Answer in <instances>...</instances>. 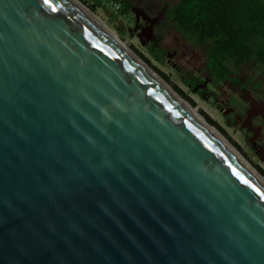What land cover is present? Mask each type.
Segmentation results:
<instances>
[{
  "label": "water",
  "instance_id": "water-1",
  "mask_svg": "<svg viewBox=\"0 0 264 264\" xmlns=\"http://www.w3.org/2000/svg\"><path fill=\"white\" fill-rule=\"evenodd\" d=\"M0 264H264V187L71 0H0Z\"/></svg>",
  "mask_w": 264,
  "mask_h": 264
},
{
  "label": "flooded vegetation",
  "instance_id": "flooded-vegetation-1",
  "mask_svg": "<svg viewBox=\"0 0 264 264\" xmlns=\"http://www.w3.org/2000/svg\"><path fill=\"white\" fill-rule=\"evenodd\" d=\"M120 1L128 7L132 38L139 36L150 54L159 52L168 62L181 57L190 78L187 82L194 84L201 98L213 104L227 126L243 133L248 149L264 162V66L253 61L227 60L212 69L205 45L176 30L171 13L175 0ZM172 64L183 70L173 61Z\"/></svg>",
  "mask_w": 264,
  "mask_h": 264
},
{
  "label": "trees",
  "instance_id": "trees-1",
  "mask_svg": "<svg viewBox=\"0 0 264 264\" xmlns=\"http://www.w3.org/2000/svg\"><path fill=\"white\" fill-rule=\"evenodd\" d=\"M114 1L121 5L118 16L127 17L128 7L122 5L120 0ZM80 3L92 13L104 7L97 0H81ZM171 13L180 34L205 45V53L212 69L217 63L227 60L253 61L264 66V0H177ZM134 52L148 63L135 50ZM151 55L158 61H163L161 53L154 51ZM161 77L169 83L167 77ZM186 84L194 89V84ZM169 85L189 101L175 86ZM197 94L201 96L200 92ZM203 116L222 133L216 123L206 115ZM259 172L264 176V171Z\"/></svg>",
  "mask_w": 264,
  "mask_h": 264
},
{
  "label": "rangeland",
  "instance_id": "rangeland-1",
  "mask_svg": "<svg viewBox=\"0 0 264 264\" xmlns=\"http://www.w3.org/2000/svg\"><path fill=\"white\" fill-rule=\"evenodd\" d=\"M93 14L104 22L125 44H127L131 50H135L144 59H146L148 61L147 64L156 73L160 76L164 75L167 77L169 83L185 95L189 100L188 102H190L193 107H197L202 116L206 115L211 121L216 123L222 131V134H224V136L238 149L247 161H249L256 168L257 171H264V162L259 161L248 149V146L244 141L243 133L235 128L227 126L219 112L214 108L213 104L210 101L201 98L200 95L196 92L194 93L193 90L187 86L186 82L189 81L190 78L185 68L186 64L181 57H177V59L171 60V62H168L166 59L158 61L155 57H153L146 44L142 47L138 39L130 36L129 27L131 26V20L129 15L127 17H119L118 12L115 13L108 7L99 8ZM172 61L174 62V65L182 67L183 70L175 69Z\"/></svg>",
  "mask_w": 264,
  "mask_h": 264
},
{
  "label": "bare ground",
  "instance_id": "bare-ground-1",
  "mask_svg": "<svg viewBox=\"0 0 264 264\" xmlns=\"http://www.w3.org/2000/svg\"><path fill=\"white\" fill-rule=\"evenodd\" d=\"M76 9L84 15L95 27L114 42L134 63H136L151 79L177 104H179L188 114L200 123L209 133H211L249 172L263 187L264 176L238 151V149L214 126L209 124L199 113L197 107H193L190 102L179 95L158 73H156L143 59H141L127 44H125L104 22L95 16L83 4L71 0ZM199 107V106H198Z\"/></svg>",
  "mask_w": 264,
  "mask_h": 264
},
{
  "label": "built area",
  "instance_id": "built-area-1",
  "mask_svg": "<svg viewBox=\"0 0 264 264\" xmlns=\"http://www.w3.org/2000/svg\"><path fill=\"white\" fill-rule=\"evenodd\" d=\"M75 1L80 3L81 0H75ZM97 1L100 2L102 6L108 7L115 13L119 12L120 7H121L120 3H117L114 0H97Z\"/></svg>",
  "mask_w": 264,
  "mask_h": 264
},
{
  "label": "crops",
  "instance_id": "crops-1",
  "mask_svg": "<svg viewBox=\"0 0 264 264\" xmlns=\"http://www.w3.org/2000/svg\"><path fill=\"white\" fill-rule=\"evenodd\" d=\"M177 3V0H175V3H174V5Z\"/></svg>",
  "mask_w": 264,
  "mask_h": 264
}]
</instances>
